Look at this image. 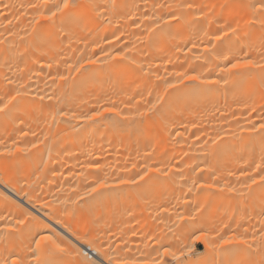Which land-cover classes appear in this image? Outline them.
Returning a JSON list of instances; mask_svg holds the SVG:
<instances>
[{
	"label": "bare ground",
	"instance_id": "1",
	"mask_svg": "<svg viewBox=\"0 0 264 264\" xmlns=\"http://www.w3.org/2000/svg\"><path fill=\"white\" fill-rule=\"evenodd\" d=\"M253 2L255 0H69L70 6L57 13L52 20H41L36 24L34 20L46 11L41 7L43 0H0V103H8V109L0 112V152L12 151L11 156H0V217H3L0 219V232L4 233V238L0 239V259L19 256L25 264H36L30 248H35V240L41 236H51L65 251L41 256L40 259L47 264H136L132 251H120L117 255L110 250L111 245L108 247L104 243L102 229H105V224L112 223L116 218L117 221L121 219L118 214L121 209L116 208L119 206L116 205L118 200L115 199L116 203H113L115 209L110 204L111 209H105V202L110 199L106 194L108 187L90 192L100 181L109 185L108 177L111 179L113 174L117 176L123 170L121 165H172L167 176L165 173L168 170L164 171V166H158L160 170L162 168L164 178L172 181V178L180 177L184 172L185 176L199 177L197 183L202 176L201 181L207 184L212 182V174L217 175L216 163H232L240 167L238 173L230 174V178L237 174L242 180H234H238V186L233 180L231 185L229 179H226L231 185L229 187L224 182L217 186V182L213 184L209 190L225 193L216 201L211 199V202L218 204L228 196L232 197H228L230 202L238 192H244L246 187L240 186L243 178L247 181L251 176L260 183L259 189L263 195L264 184L259 181V176L264 175V171H261L264 168V132L250 129L264 119V71L259 67L242 69L239 70L240 75L222 79L216 67L227 62L224 57L234 63L237 59H243L245 54L257 65L264 63V28L261 25L264 17L253 19L252 10L247 7ZM58 3H62V0H48L49 6ZM188 3L194 7H177ZM162 4L171 7H158ZM47 10L55 9L49 7ZM169 12L183 13V18L179 23L171 20L167 22L169 26L160 25L157 28L155 18L166 16ZM229 24L238 30L235 33L229 31ZM205 33L212 37L209 48L214 50L208 55H205L206 49L201 44V41H208ZM217 35H221L220 40L215 39ZM193 43L197 45L195 48ZM118 51L128 59H112ZM89 58L96 60V63L87 64ZM81 64L84 67L76 72L75 68ZM69 65L74 66L71 73ZM176 73L217 82L207 84L201 83V79L188 81L183 77L179 78L182 82H178ZM60 75L69 79L62 81ZM52 77H56L55 83ZM165 81L176 87L165 92ZM158 94L163 97L157 104L158 113L141 117L139 113L149 106V101L157 102ZM104 107H114L115 110L103 112ZM58 110H63L67 115H59ZM94 110L102 112L95 121L80 118L91 115ZM73 114L76 118H72ZM209 138L216 140V145L205 146L204 141ZM34 144L36 147H33ZM178 165H182L184 170L176 168ZM140 166L143 168V165ZM127 167L128 171L135 169ZM156 170L152 171L156 173ZM121 173L124 174L123 171ZM107 174L111 176L106 177ZM166 179H162V185L167 183ZM170 183L169 180L164 186L168 187ZM186 184H178L179 191L175 190V193L179 194L181 189L186 191L189 185ZM242 184L246 185L244 182ZM173 187L176 189L173 185L168 190L171 196ZM204 188L207 187H194L195 197L198 198ZM228 188L234 191L229 192ZM185 193H189L190 198L193 194L189 190ZM114 194L111 199L116 197ZM262 195L261 203L264 204ZM141 196L145 203L146 195L143 193ZM156 201V198H152L151 203ZM237 207V210L240 209V206ZM199 209H196L197 212ZM227 209L229 211L221 209L223 211L220 213L226 211L230 215L235 209L234 202L228 203ZM214 210L219 212L220 209ZM137 211L131 210L132 216L139 214ZM123 215V218L127 216ZM203 217L201 219L199 216L198 219L206 218ZM200 219L199 222H202ZM17 220L23 223L17 224ZM190 220V224H194L193 218ZM241 221L239 223L242 224ZM141 223L139 225L143 227ZM224 224L225 221L219 228ZM9 225L12 226L11 232L7 231ZM132 225L138 228V225ZM182 225L184 228V223ZM182 225L177 223L175 226L179 228ZM240 228L229 221L226 238L235 239ZM142 229L145 230V227ZM160 229L162 232L163 228ZM178 230L181 231V228ZM241 231L242 241L247 245L244 252L242 249L240 253L235 250L244 243L238 242L237 246L234 242L225 247L220 245L221 249L218 248L215 254L210 247V237H207V240L201 239L205 246L203 254L191 256L192 251L184 247L181 251H171L174 253L172 257L175 260L182 258L181 261L179 259L180 264H205L206 259H210L208 264H213L211 260L215 254L214 259L222 261L231 258V261H235H222L225 264H237L236 260L239 259L247 263V257L250 260L249 255L254 248L255 235L253 238L249 225L247 229L242 226ZM151 233L149 237L153 236H150ZM167 241L164 240V243L167 244ZM145 245L139 246L145 248ZM150 247L147 245L146 248ZM236 253H239V259H236ZM143 255L146 259L143 262L150 264L152 255L149 250ZM184 256L187 257L183 259ZM175 260L172 261L178 263Z\"/></svg>",
	"mask_w": 264,
	"mask_h": 264
},
{
	"label": "rangeland",
	"instance_id": "2",
	"mask_svg": "<svg viewBox=\"0 0 264 264\" xmlns=\"http://www.w3.org/2000/svg\"><path fill=\"white\" fill-rule=\"evenodd\" d=\"M129 165V164H128ZM121 165L122 167H121V169H123V170H121L120 171V173L123 171L124 172V174L123 173H117L118 175L117 176H115L114 174H113V176L111 177V179H110V177H108V176H111V174H107L106 175V177H108V181L110 182V186L109 187H111V188H107V190H106V194L110 197V199L107 201V202H105L106 204H105V209H111V207H110V205L112 206V209H115V205L113 204V203H116L115 202V199H116V201H117V203H116V205H119L118 207H116V208H118V210H120L121 209V211L123 212V214H125V215H127V216H129V215H131V217L133 218V219H130L131 217L129 216V217H127V216H125L124 218H123V214H122V216H121V211H120V213H119V211H118V214H119V216H120V218L122 219V222L123 223H125L126 225L124 226L123 224H122V222H121V219H120V221H117V218H116V220H114L112 223H106L105 224V226L103 227V228H105L104 230L102 229V232H104L103 234L105 235H103L104 237V243L108 246V247H110V245H111V251L113 252V253H117V255L119 254L118 252H120L121 251V253H123L124 251H126V250H129V251H132L133 252V256H132V258H134L135 260H134V262L136 263V264H145V262H143V260L144 261H146V259H145V256L143 255L144 254V252L145 251H148L149 250V252H150V254L153 256V255H157V257L156 256H151V261H150V264H151V262L153 261V260H155L156 262H157V264H163V262H164V264L165 263H167V264H178L181 260H182V258L180 259V261H179V259L178 260H175V259H173V257H172V254H169V255H164V254H162V253H164V252H162L165 248H167L168 250H169V253H171V251H181L182 249H184V247H186L187 245H191L192 246V254H191V256H197V255H200V254H203L204 253V249H205V246H204V244L202 243V241L201 240H199V241H196L195 243H193V240H192V237L194 236V235H200L201 233H206V231L208 232V233H206V237H210L209 238V242H210V240H211V242H210V247L212 248V250H213V252L216 254V252L219 250L218 248H220L219 246L221 245L220 243H221V241L223 240V239H226V233H227V231H228V229H227V227H228V225H229V221L232 223V224H237V226L239 227H241L242 228V226L244 227V228H248V225H249V231L253 234V238H254V235H255V238H254V240H253V245H254V248H252L251 247V245H249L251 248H252V253H251V255H249V258H250V260H248V257H247V263L246 262H243L244 260L242 259V261H240V255H239V253L241 252V251H245L246 249H247V245H245V243L241 246L240 245V247L239 248H237L236 246V248L237 249H239V250H237V249H235L236 250V252H239L238 253V255H237V253H236V259L238 258L239 260H236V262L238 261H240V262H242V263H240V264H248V263H252V262H254L253 264H264V224H262V221H264V204L263 203H261V200H262V198L260 197V195H262V192L260 191V189H259V185H260V183H258V181H257V186L255 185V184H252L251 183V181L250 180H252V179H254L255 178V180H256V177H253V176H251L250 178H248L249 179V182H248V179H247V181H246V179H244L243 178V181H241L242 183L244 182V183H246V185H247V182H248V185L246 186L245 184L243 185L241 182V184H240V186L241 187H243V186H245L244 188V192L243 191H241V193L240 192H238L235 196H234V199L232 200H230V202H229V200H228V197L229 198H232V197H230V196H228V197H226V196H224V197H226L227 199L225 200V199H223V200H221V202L220 203H218V204H216L215 202H214V204L212 203L213 201H216L218 198H219V196L221 195V194H224L225 192H223V193H214L213 191H211V190H209V188H204V189H202L201 191L203 192H201L200 191V193H201V195H200V193H199V195H198V198H197V196L195 197V195H194V191L195 190H193L194 189V187H193V180H195V182L197 183V180H198V178L199 177H194V178H191V177H189L188 175V177L187 176H185V174H184V172H181L180 174H181V176L179 177V176H177V177H174V178H172V181H171V179L169 178V180H170V186H168V187H165L164 185L166 184L167 185V183H168V177H167V179L166 178H164V176L166 175L167 176V173H169V171H170V168L169 167H171L172 165H163L164 166V168H163V166H161V165H159V164H157V163H154V164H140V165H143L142 167L143 168H141V166L139 167L137 164H132V165ZM134 165H136V166H134ZM148 165V166H147ZM128 166V167H127ZM138 166V167H137ZM145 166H147V167H145ZM158 166H160V167H162L163 169H164V171H165V169H166V173H165V175L163 174V171H162V168H161V170H160V168H158ZM126 167L127 168H130V167H135V169H133L132 171L131 170H126ZM136 167H137V169H136ZM180 169H179V168ZM214 167H215V172L217 173V175L219 176L218 177V179L217 178H215V181H214V179L212 178L211 180H212V182H210V183H207V184H211L212 183V185L214 184L215 185V183H216V185L215 186H217L218 184H221V183H225V184H228V186L227 187H229V185L231 184V182H232V180L234 181V180H236V179H238V180H242V179H239L238 178V176H237V174L235 175V177H232V178H230V174L231 173H238L237 172V170L239 169V167L240 166H236V165H234V164H232V163H225V164H221V163H216L215 165H214ZM125 168V169H124ZM141 169L140 171H139V169ZM149 168H151V169H153V170H156L157 168L159 169V172L156 170L155 172L156 173H154V171H149ZM172 168V167H171ZM176 168H178L179 170H184V167L182 166V165H178V166H176ZM143 169V170H142ZM127 171H128V173H127ZM162 171V172H161ZM145 172H147L148 174L147 175H144V173ZM157 172H158V174H157ZM159 173H160V175H159ZM184 174V175H183ZM159 175V176H158ZM164 175V176H163ZM217 175L215 176L214 174H212V176H214V177H217ZM139 176H143L144 178L142 179V180H140V179H138V177ZM160 176H162V178L160 177ZM165 176V177H166ZM182 176H184V177H182ZM211 175H210V178L212 177ZM117 177V179H115ZM186 177V178H185ZM113 178V179H112ZM136 179L137 180V183L136 184H130V185H121V184H119V181L120 180H123V179ZM179 178V179H178ZM181 178H184V179H181ZM188 178H190V179H188ZM200 178L201 179H199L200 180V182H198L197 183V185L198 184H200L201 182H203V181H201L203 178H202V176H200ZM252 178V179H251ZM162 179H166L165 180V182L167 181V183H164L163 185L161 184V183H163L162 182ZM173 179H175L174 181H175V183L173 182ZM176 179H178L179 180V182H178V180H176ZM187 181H186V180ZM223 179V180H222ZM225 179V180H224ZM229 179V182H230V184H229V182L227 181V180ZM111 180H113V181H111ZM116 180V181H115ZM160 180V181H159ZM180 180H181V182H180ZM182 180H184V181H182ZM238 180H237V182H233L235 185H236V183H238L236 186H238L239 185V182H238ZM114 181H115V183L116 182H118V183H116V184H118V185H116L115 183H114ZM178 183H177V182ZM189 181V182H188ZM226 181V182H225ZM157 182V183H156ZM186 182H187V184H189V185H192V186H189V185H187L186 184ZM190 182H192L191 184H190ZM205 182V181H204ZM203 182V184H206V182L204 183ZM219 182V183H218ZM113 183V184H112ZM159 183V184H158ZM186 184L188 187V189L185 191V190H180L181 192H179V194L178 193H175V190H177L176 192H178L179 191V189H177V185L178 184H180V185H178V186H184V184ZM153 184H155V185H153ZM171 184H172V186L173 185H175V187H176V189L173 187L172 189V195L174 196H171V193L168 191V190H170L171 189ZM202 184V183H201ZM111 185H113V186H111ZM115 185V186H114ZM151 185V186H150ZM158 185V186H157ZM213 185V186H214ZM232 185V184H231ZM230 185V186H231ZM253 185H254V188H253ZM154 186V187H153ZM160 186V187H159ZM220 186V185H219ZM261 186V185H260ZM116 187V188H115ZM169 187H170V189H169ZM192 187V190H191V194H192V192H193V194L191 195V198H190V192L189 193H185V192H187L190 188ZM248 187V188H247ZM257 187V189H255ZM120 188V189H119ZM179 188V187H178ZM117 189V190H116ZM122 189V190H121ZM205 189H207V190H205ZM253 189V190H252ZM113 190V191H112ZM252 190V191H251ZM255 190L257 191L256 193H255ZM117 193V194H114L115 192ZM120 192V193H118V192ZM168 191V192H167ZM184 191V192H183ZM208 191V192H207ZM258 191H260L259 193H258ZM111 194H110V193ZM127 192V193H126ZM128 192H130L129 194H128ZM213 192V193H212ZM253 192V193H252ZM122 193V194H121ZM123 193H126L125 195H123ZM145 194L146 195V202L145 203H143V200H144V198L141 196L142 194ZM167 193V194H166ZM168 193H170V196H169V194ZM183 193H185L184 195H183ZM255 193V194H254ZM261 193V194H260ZM112 194H114V197L115 198H113V199H111V197H112ZM121 194V195H120ZM178 194V195H177ZM208 194V195H207ZM258 194H260V195H258ZM111 195V196H110ZM119 195L121 196L120 198H119ZM166 195V196H165ZM180 195H181V197H180ZM188 195V197H187V199L185 198L186 196ZM263 195H264V191H263ZM262 195V196H263ZM118 196V197H117ZM122 196H124V197H122ZM176 196V197H175ZM178 196H179V198H178ZM205 196L206 198L205 199H203V197ZM184 197V198H183ZM193 197V198H192ZM200 197H202V199L200 198ZM152 198H156L157 199V201L154 203V204H152L151 203V200H152ZM178 198V200L176 201V199ZM182 198H183V200H182ZM189 198V199H188ZM200 198V199H199ZM263 198H264V196H263ZM133 199H134V201H133ZM186 201H185V200ZM194 199V200H193ZM196 199V200H195ZM198 199V200H197ZM213 201H212V200ZM190 202H188V201ZM133 201V202H132ZM183 201H185V203L183 202ZM195 201V202H194ZM212 201V202H211ZM223 201V202H222ZM235 201H238L237 202V205H236V203H235ZM178 202V203H177ZM181 202V203H180ZM193 202V203H192ZM234 202V204H235V209H236V207L238 206H240V209H230V211L232 210L233 212L231 213L230 212V215L229 214H227L228 212H226L228 209H227V207H228V203H233ZM184 203V204H183ZM186 203H189V204H187V205H185ZM194 203L195 204H198L197 206L196 205H194ZM239 203V204H238ZM241 203V204H240ZM109 206H108V205ZM201 204H202V206H201ZM203 204H205V205H203ZM200 205V206H199ZM218 205V206H217ZM241 205L243 206L244 205V208H241ZM124 206V210H122V207ZM199 206V207H198ZM205 206H206V208H205ZM201 207V208H200ZM202 207H204V208H202ZM237 207V208H238ZM128 209V211H127V209ZM200 208V209H199ZM133 209H134V212H135V210L137 211V209H138V211H139V214H134V216H132V213H131V210L133 211ZM171 209L173 210L172 212H174V213H172L171 212ZM191 209V210H190ZM197 209H199L200 211H198L197 212V210L195 211V210ZM205 209H207V211L205 212ZM209 209V210H208ZM214 209H220L219 210V212L217 211V210H214ZM221 209H224V210H226L225 211V213L227 214H225V213H223V214H221L220 213V211H221ZM201 210H203V212L201 211ZM125 211H127V213H125ZM138 211H137V213H138ZM223 211V210H222ZM221 211V212H222ZM229 211V210H228ZM115 213V212H114ZM113 213V214H114ZM188 213V214H187ZM199 213H200V215H199ZM116 215H117V213H115ZM129 214V215H128ZM147 214V215H146ZM150 214V215H149ZM193 214V215H192ZM201 214L203 215V216H205V217H203V216H201ZM188 215V216H187ZM190 215H192V216H190ZM136 216H138V217H136ZM183 216L184 217H187V218H183ZM200 216V218L202 219V217H203V219L204 220H201L200 218V221H202V222H199V219H198V217ZM117 217V216H116ZM181 217H182V219H181ZM192 219L193 218V221H194V224L191 222V224H193V225H191L190 224V221H192V220H190V218ZM227 217H228V220H227ZM127 218H129V219H127ZM195 218V219H194ZM224 218V219H223ZM114 219V218H113ZM118 219V220H119ZM125 219H127V220H125ZM137 219V220H136ZM165 219V220H164ZM170 219V220H169ZM177 219H178V222H177ZM184 219V220H183ZM188 221H187V220ZM196 219H198V221H196ZM209 219V220H208ZM226 219V220H225ZM237 219H239V221H241L242 222V224L241 223H239V221H237ZM106 220H107V218H106ZM131 220V221H130ZM133 220H134V222H133ZM142 221L143 223H141V225L143 224V227H140V223H138V221ZM164 220V221H163ZM183 221V222H181V223H179V221ZM130 221V222H129ZM135 221H136V223H135ZM160 221V222H159ZM174 221V222H173ZM186 221V222H185ZM203 221H205V222H203ZM211 221H212V223H211ZM226 222V225L224 224V225H222L221 227L222 228H219L220 227V224H222L223 222ZM118 224H117V223ZM133 222V223H132ZM172 222H173V224H172ZM176 222V223H175ZM187 222H188V224H187ZM198 222V223H197ZM234 222V223H233ZM237 222V223H236ZM244 222H245V224H244ZM115 223V224H114ZM136 224V225H138V228L140 227V231H139V229L136 227V226H133L132 224ZM152 223V224H151ZM177 223H178V225H182V223H184V228H183V225L181 226V227H179V228H177L176 226H177ZM203 223H205V225H203ZM211 223V224H210ZM250 223H252L254 226H252V224H250ZM111 224V225H110ZM114 224V225H113ZM117 224V225H116ZM149 224V225H148ZM168 224V225H167ZM196 224V226H197V228H195V230H194V227H196V226H194ZM200 226H199V225ZM209 224V225H208ZM219 224V226L217 227V225ZM107 225H109V226H107ZM120 225H121V227H120ZM123 225V226H122ZM145 225V226H144ZM166 225V226H165ZM173 225V226H172ZM176 225V226H175ZM186 225V226H185ZM187 225H189V228H186L187 227ZM116 226V227H115ZM119 226V227H118ZM173 228H172V227ZM194 226V227H193ZM206 226V227H205ZM208 226V227H207ZM209 226L211 227V229L209 228ZM225 226V227H224ZM252 226V227H251ZM110 227V228H109ZM112 227V228H111ZM124 227V228H123ZM131 227L132 228H134V230L133 229H131ZM145 227V230L144 229H142V228H144ZM161 227V231L162 232H160L159 231V228ZM174 227L176 228V230H174ZM117 228H118V230H117ZM120 228V229H119ZM122 228V229H121ZM126 228V229H125ZM148 228V229H147ZM181 228V231H177V229H180ZM209 228V230H207ZM241 228H240V230L238 231L239 233H237L236 235H237V237H235V239H238L237 241H239V239L240 238H242V236H243V231H241ZM250 228H251V230H250ZM254 228V229H253ZM111 229V230H110ZM123 229H125L126 231H124ZM130 229V230H129ZM138 229V230H137ZM154 229V230H153ZM157 229H158V232H155V231H157ZM165 229V230H164ZM169 229V230H168ZM173 229V230H172ZM191 229V230H190ZM197 229V230H196ZM199 229V230H198ZM252 229H253V231H252ZM115 230V231H114ZM184 230H186V232H189V233H186ZM190 230V231H189ZM194 232H193V231ZM212 230V231H211ZM216 230V231H215ZM243 230V229H242ZM254 230H255V234H254ZM114 233H113V232ZM121 232V233H123V234H121V233H119V232ZM132 231H133V233H132ZM137 231H139V232H137ZM146 233H145V232ZM164 231V232H163ZM172 231V232H171ZM183 231H184V233H183ZM209 231H211L210 233H209ZM218 231V232H217ZM125 232V233H124ZM127 232V233H126ZM131 232V233H130ZM143 232H144V234H143ZM152 232V233H151ZM153 232H154V234H153ZM180 232H182L181 233V235L180 234H178V233H180ZM213 232V233H212ZM225 232V233H224ZM108 233V234H107ZM110 233V234H109ZM121 234V235H118V234ZM151 233V235L150 236H152V238L151 239H149V240H146V238L148 239V237H149V234ZM156 233V234H155ZM159 233H160V235H164L165 236V238H164V236L162 235L161 237H160V235H159ZM142 234H143V236H142ZM166 234H168L167 236H166ZM174 234V235H173ZM208 234H210V235H208ZM238 234H240L239 236H238ZM112 235V236H111ZM127 235V236H126ZM128 235H132L131 236V238L130 237H128ZM139 235H141V236H139ZM155 235V236H154ZM172 235V236H171ZM184 235V236H183ZM205 235V234H204ZM223 235H225V237L223 236ZM242 235V236H241ZM109 236V239L107 238ZM124 236H126V237H124ZM176 236V237H175ZM224 238H223V237ZM142 237V238H141ZM238 237H240V238H238ZM121 238V239H120ZM126 238V239H125ZM127 238H130V239H127ZM163 238V239H162ZM179 238V239H178ZM181 238V239H180ZM184 238V239H183ZM113 239V240H112ZM118 239V240H117ZM123 239H125V240H123ZM132 239V240H131ZM140 239V240H139ZM155 239V240H154ZM162 239V240H161ZM166 239H168V241H167V244H166V242L164 243V240H166ZM172 241H171V240ZM186 239V240H185ZM234 239V240H235ZM244 238H242L241 239V241L243 240ZM105 240H107V241H105ZM123 240V241H122ZM169 240L171 241V243L169 242ZM181 240V241H180ZM182 240H185V241H182ZM130 241V242H129ZM133 241H135V242H133ZM151 241H154V242H151ZM236 240L233 242L235 245H237L238 244V242H237ZM108 242H109V244H108ZM120 242L123 244V245H121L120 244ZM125 242V243H124ZM146 242H148L147 244H146ZM151 242V243H150ZM159 242V243H158ZM163 242V243H162ZM181 242L184 244H181ZM187 242V243H186ZM131 245H130V244ZM149 243H150V245H149ZM158 243V244H157ZM174 243H176V244H174ZM256 245H255V244ZM114 244V245H113ZM117 244H119L118 246H119V248H118V246L116 247V245ZM135 244H138V246L141 244V246H144L145 244V250L143 251L142 249V247H140L139 246V251H138V246L136 245L135 246ZM157 244V245H156ZM161 244V245H160ZM162 244H163V248H162ZM166 244V245H165ZM218 246H217V245ZM147 245H148V247H150V249L148 248H146L147 247ZM154 247H153V246ZM160 245V246H159ZM178 245H179V247H178ZM213 245V246H212ZM216 245V246H215ZM252 245V246H253ZM112 246H113V248H112ZM128 246H129V249H128ZM131 246H132V248L135 250V251H133V249L131 248ZM155 246H156V248H157V250H155L156 248H155ZM165 246V247H164ZM225 247V246H227V245H221V247ZM238 246V245H237ZM255 246H256V249H255ZM121 247V248H120ZM160 247V248H159ZM174 247V248H173ZM182 247V248H181ZM213 247H214V249H213ZM216 247V248H215ZM230 247V246H229ZM118 248V249H117ZM141 248V249H140ZM178 248V249H177ZM233 248H234V246H233ZM114 249V250H113ZM116 249V250H115ZM124 249V250H123ZM171 249V250H170ZM175 249H177V250H175ZM216 249V250H215ZM221 249V248H220ZM242 249V250H241ZM119 250V251H118ZM137 250V251H136ZM151 250V251H150ZM159 250H160V252H159ZM241 250V251H240ZM142 251H143V253H142ZM158 252V253H157ZM162 252V253H161ZM172 252V253H173ZM131 253V252H130ZM135 253V254H134ZM139 253V254H138ZM214 254V257H213V260H211V261H213V264H225V262L223 263L222 261H227L228 262V259L226 258V259H222V261L221 260H217V259H214V258H216L215 255ZM161 255V256H160ZM241 255H242V253H241ZM139 256V257H138ZM141 256V257H140ZM159 256V257H158ZM93 257H95L94 255H93ZM172 257V258H171ZM187 256H184L183 257V259H185ZM210 257V256H209ZM139 258H141V259H139ZM211 258V257H210ZM241 258H242V256H241ZM139 259V260H138ZM159 259H160V261H159ZM206 259V258H205ZM172 260H175V262H178V263H174V261H172ZM204 260V259H203ZM203 260H202V262H203ZM215 260V261H214ZM230 260V263H232L233 261H231V258L229 259ZM139 261H142L141 263L139 262ZM206 261H207V263H206ZM206 261H204V263L205 264H208V261H210V259H206ZM221 261V262H220ZM235 262V261H234ZM238 262H237V264H238ZM181 263V262H180ZM179 263V264H180ZM210 263V262H209ZM226 264H229V263H226ZM236 264V263H235Z\"/></svg>",
	"mask_w": 264,
	"mask_h": 264
},
{
	"label": "snow or ice",
	"instance_id": "3",
	"mask_svg": "<svg viewBox=\"0 0 264 264\" xmlns=\"http://www.w3.org/2000/svg\"><path fill=\"white\" fill-rule=\"evenodd\" d=\"M69 0H62V3H58V4H54L49 6L48 4V0H43V3L41 5V7H43L44 9H46L45 12H42L38 18H36L34 20V23L38 24L39 21L41 20H52L53 17H55L57 15V13L59 12H63L65 9H67L69 7ZM31 7L36 8L37 5H31ZM49 7L54 8V11H50L47 10L49 9ZM99 7V6H97ZM158 7H171L170 5H166V4H162L159 5ZM177 7L179 8H188V9H192L194 6L191 3L188 4H181L178 5ZM247 7L249 9L252 10V15H253V19L255 20L257 17H264V0H255V2L253 3H249L247 5ZM183 18V13H173V12H169L166 14V16H159L156 17V27L159 28L160 25H164L165 27L169 26L168 25V21L171 20H176L177 23H179V21ZM261 25L262 28H264V20L261 21ZM228 30L235 33L238 29L236 28H232V26L229 24L227 25ZM162 30V29H161ZM218 31H221V35H224V33L222 32V30L218 29ZM206 36H208V41L207 43H205L204 41H201V44L204 45L206 51H205V55H208L210 51H214L212 49L209 48V46L211 45V40L212 37L208 34L205 33ZM221 35H217L215 36L216 40H220L221 39ZM197 45L195 43H193V47L195 48ZM125 50H127V46H125ZM240 51H243V49H240ZM107 55V54H105ZM112 59L116 60V59H128L127 56H125L123 53L121 52H117L116 56L112 57ZM224 60L227 61L226 63L223 64H217L216 67L219 68L220 73L222 74L221 78L222 79H230L232 77L238 76L240 75V71L242 69H248V68H253V67H259L261 68L262 71H264V63H261L259 65L255 64L254 61L251 58L247 57V54H245V57L243 59H237L234 63L231 60H228L227 57H224ZM87 64H95L96 60L89 58L86 61ZM73 65H69V72L71 73L73 70ZM84 65L81 64L80 67H76L75 71L76 72H80L81 68H83ZM177 77H178V82H182L181 80H179L180 77H183V80H188V81H195L197 79H201L195 75H187L184 73H176ZM53 82L55 83L56 77H52ZM59 79L62 81H67L69 79L68 76H64V75H60ZM216 80H203L201 79V83H207V84H214L216 83ZM9 84H11V81H9ZM166 84V88H165V92L168 91V89H172L175 88L176 85L172 84V83H168L167 81H165ZM17 95H19V93H17ZM149 96H151V92H149ZM11 99H15V97H12ZM41 99L43 100V97H41ZM48 99H51V97H48ZM163 99V97L161 95L158 94L157 96V102H151L149 101V106L145 108V110L143 112H140V116L141 117H149V116H154L158 113L159 109L157 107L158 102ZM8 109V103H0V112H4ZM115 108L114 107H104L103 108V112H110V111H114ZM59 111V115L61 116H65L67 115V113H65L63 110H58ZM253 111H255V109H253ZM102 115L101 111H93L91 115H82L80 118L84 119V120H89V121H95L97 117H100ZM72 118H76L75 114H73ZM245 129H241V131H244ZM251 131H259V132H264V119H262L258 124H253L251 129ZM199 139V137L197 138ZM217 139H219V137H217ZM217 141L214 139H206L204 141V145L205 146H209V145H216ZM33 147H36V145L34 144ZM17 151H21V149H17ZM3 155H8L11 156L12 155V151L11 150H6L4 152H0V156ZM187 167V165H186ZM258 167H260L258 165ZM153 169L149 168V171H152ZM261 171H264V168H261ZM148 173L145 172L144 175H147ZM144 177L143 176H139L138 179L142 180ZM213 179H215V177H213ZM259 181L264 184V175H260L259 176ZM137 180L136 179H123L119 181V184L121 185H130V184H136ZM252 184H256L257 180L252 179L251 180ZM109 187V185L105 182V181H100L95 187L90 189V192H96L98 189L101 188H107ZM193 187H207V188H212L213 185L212 184H199L197 185L195 180L193 181ZM192 189L190 188L189 191H191ZM229 192L234 191V189L232 188H228ZM182 218V217H181ZM0 219H3V217H0ZM17 224H21L23 223L22 220H17L16 221ZM262 224H264V221H262ZM12 226L9 225L7 228L8 232H11ZM4 238V233L0 232V239ZM152 237H148V239H151ZM201 239L207 240V237L201 233L200 235H194L192 237L193 243H195L196 241H199ZM234 242V238H226L223 239L221 241V245H227V244H231ZM239 243H245V241H237ZM188 248L189 251L192 250V246L191 245H187L186 246ZM65 249L62 248L60 246L59 243H57L51 236H41L39 239L35 240V248H30V252L32 254V257L35 259L36 264H47L46 261H43L40 259L41 256H47V255H51L54 252H64ZM172 254L174 255V253H169V250L167 248L164 249V255H169ZM0 264H25V261L22 257L19 256H13L11 258L5 256L2 259H0ZM109 264H111V262H109ZM151 264H157V262L155 260H153L151 262Z\"/></svg>",
	"mask_w": 264,
	"mask_h": 264
}]
</instances>
